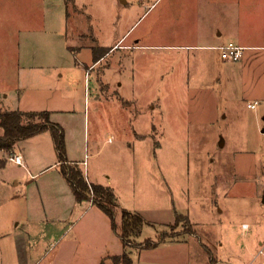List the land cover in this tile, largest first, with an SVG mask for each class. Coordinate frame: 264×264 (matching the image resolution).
Returning <instances> with one entry per match:
<instances>
[{
	"label": "rangeland",
	"instance_id": "rangeland-1",
	"mask_svg": "<svg viewBox=\"0 0 264 264\" xmlns=\"http://www.w3.org/2000/svg\"><path fill=\"white\" fill-rule=\"evenodd\" d=\"M65 3L66 43L81 48L76 58L90 64L94 47L99 55L105 51L99 46H116L88 69L66 56L59 71L51 67L47 77L32 75L28 89L42 98L63 96L38 108L63 110L52 119L77 155L81 148L86 152L88 177L93 179L92 167L109 177L117 196L116 222L126 209L140 214L144 224L132 246L123 248L106 215L82 202L59 225L67 229L64 234L48 237L53 254L74 245V262L65 250L50 264H99L106 251H125L136 264H216L227 257L245 264L252 235L247 230L243 243L240 225L246 222L254 231L264 222V0ZM45 4L0 0V111L23 109L15 91L23 77L17 73L22 34L41 35L54 25L49 20L59 9ZM34 41L36 49L46 50ZM229 41L249 49L239 60L225 61L207 48ZM135 44L139 47H124ZM255 100L254 109L247 107ZM4 162V172L24 187L29 178L23 168ZM3 206L15 205L6 196ZM177 213L183 218L175 224ZM159 236L168 242L137 252L144 240L156 242Z\"/></svg>",
	"mask_w": 264,
	"mask_h": 264
},
{
	"label": "crops",
	"instance_id": "crops-1",
	"mask_svg": "<svg viewBox=\"0 0 264 264\" xmlns=\"http://www.w3.org/2000/svg\"><path fill=\"white\" fill-rule=\"evenodd\" d=\"M45 2L46 4H49V6H55L57 8V11L59 9V16L53 14L51 16V19L49 20L50 23L55 25V29L51 27L54 25L50 24L47 30H43L40 33L41 35H32V32L22 34L23 38L20 46V57L18 62L17 73L19 76L23 77L20 78V84L18 83V89H15V91L17 92L16 104L21 103V108L23 109L18 108L21 111H49L50 121L57 123L56 120L52 119V116L58 115V113L63 112V110L56 108L50 109V107H38L40 106L39 104L42 102H44V106H48L47 102L57 104L63 100V96H59L58 94H56L53 97L47 96L42 98V94H40V92H38L37 90L33 88L28 89L34 81L31 76L34 74H38L43 77H47L50 71L48 69H50L51 67L56 68V71H59V67L64 65L66 62V56L68 58L71 57V59H73L74 57L75 63L78 67L83 65L87 66V69L91 68L92 65L96 63V61H94V56H97V58L100 60L116 45L112 44L110 46H99V51H101L102 49L106 51L105 53H103L104 51H101L99 55L95 54L96 48L94 47L91 50L92 62L90 64H87L86 61H82L81 59L79 60V58L76 57H78L81 48H74L70 45H67L66 43L67 36L64 32V24L67 21L68 15L66 13L65 0H45ZM34 40H39L41 44L47 46L46 50L42 48L41 44L40 48L37 47L36 49ZM118 41L116 42V44H118ZM232 42L233 41H229L228 43ZM233 44L243 47V51L245 49H249L247 46L242 45L241 43L233 42ZM221 45H225V43L220 42L211 47L208 45L206 46H208L207 48L216 49L215 47ZM250 46L253 49L257 47L256 45ZM118 47H120V45H118ZM124 47L138 48L139 45H124ZM106 48L108 50H106ZM58 76H61V74H59ZM50 91L58 92V90L56 89H52ZM24 102L27 105H22ZM262 131H264V129ZM64 136L66 145V157L68 162L71 164H79L81 170L83 171L84 177L88 183L109 185L111 187L112 183L109 177L103 178V176H99L96 173L94 167H92L90 171L93 179H90L88 177L89 171L86 169L85 166L86 152H84V149L82 152L81 148V154L77 155L76 148L74 147V142L72 140H68V138L66 137V133ZM80 136L83 138L84 142V127L82 128ZM81 137L78 138V145L81 142ZM9 151L16 154H20L22 156L23 164L17 166L23 168L22 170L29 178V180H25V186L22 188L18 187V185L20 184L19 180L9 177L4 172V161H9ZM86 165H88V162H86ZM9 180L12 181L15 187L9 184ZM10 186L13 188H9ZM6 196L12 202V205H15L11 210H6L5 208H3V202ZM42 200L46 203V206L42 204ZM82 202H87V207L95 206L90 201ZM82 202H76L70 185L59 170L56 148L52 137L48 131H44L29 138L21 139L17 141L9 150L0 149V264H41L42 260L45 258L47 259V264H50L52 259L55 257L56 253L59 252L56 255L58 256L61 252L65 250L70 251L69 256L74 262V245H62L57 250L58 252L53 254L51 251H49L51 249V245H49L48 243V237L49 235H55L56 232H59L58 237H61L64 234L67 229L58 228L59 225L66 223L74 214V212L77 209L79 210V207H81ZM42 224H44V226H42ZM50 224L51 227L49 228ZM242 224H247V230H250L252 235L249 240V245L252 246V249L249 252L251 258L248 261L246 260L247 262H244H246L245 264H253V262L257 258L252 260V256L256 254L257 250L260 247H264V222L256 224L254 231L251 230V225H248V223L242 222L241 225ZM241 225L239 230L242 234L243 243H245V235L243 234H245L247 230L243 232L241 230ZM163 242L168 241L163 240L160 243ZM127 246L132 245L130 244ZM65 247L67 249H65ZM123 248H125V246H123ZM143 249L146 248H143L142 245H140V247L137 248V252L139 253V251ZM123 252H121V254ZM106 255L108 256L110 255V253L106 251L104 255L101 256L100 262L102 258H104ZM130 259L132 261V264H136L133 262L132 257H130ZM233 261L232 259L230 260L227 257L225 261L221 262L218 260L216 264H235Z\"/></svg>",
	"mask_w": 264,
	"mask_h": 264
},
{
	"label": "trees",
	"instance_id": "trees-1",
	"mask_svg": "<svg viewBox=\"0 0 264 264\" xmlns=\"http://www.w3.org/2000/svg\"><path fill=\"white\" fill-rule=\"evenodd\" d=\"M97 60V56H94V61ZM49 114V111L46 110L0 111V128L2 129L0 149L9 150L21 139L48 131L56 148L59 170L70 185L76 202L90 201L98 207L109 218L111 227L117 232L123 246L130 245L132 239L140 235L144 218L138 213L122 209L120 213L121 222L120 224L116 222L115 218L118 214L116 212L117 196L113 188L109 185L88 183L79 164H71L68 162L64 130L59 124L50 121ZM181 218L183 216L177 213L175 216V224ZM186 224L191 227L190 222H186ZM163 240L164 238L160 236L156 242L146 239L143 241L142 247L146 249L153 248ZM106 260H110L114 264H132L126 252L120 255H106L99 264H106Z\"/></svg>",
	"mask_w": 264,
	"mask_h": 264
},
{
	"label": "built area",
	"instance_id": "built-area-1",
	"mask_svg": "<svg viewBox=\"0 0 264 264\" xmlns=\"http://www.w3.org/2000/svg\"><path fill=\"white\" fill-rule=\"evenodd\" d=\"M219 51V55L221 59L225 61H237L240 59L242 52H243V47L234 45L233 43H227L225 45L217 46L215 47ZM257 101H253L247 104V107L254 109L257 105ZM8 160L11 162H14L17 165H22L23 164V159L20 154H16L13 152L8 153ZM248 226L247 224H242L241 225V230L245 232L247 230ZM255 258H260L262 264H264V247H260L256 254L252 256V260Z\"/></svg>",
	"mask_w": 264,
	"mask_h": 264
}]
</instances>
